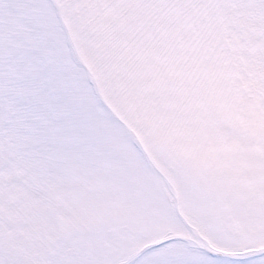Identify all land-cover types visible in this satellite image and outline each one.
<instances>
[{
    "label": "snow or ice",
    "instance_id": "obj_1",
    "mask_svg": "<svg viewBox=\"0 0 264 264\" xmlns=\"http://www.w3.org/2000/svg\"><path fill=\"white\" fill-rule=\"evenodd\" d=\"M0 264H264V0H0Z\"/></svg>",
    "mask_w": 264,
    "mask_h": 264
}]
</instances>
